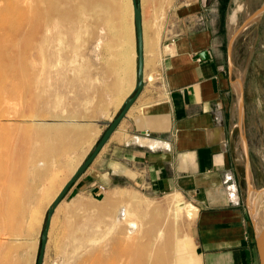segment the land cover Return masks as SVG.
I'll return each instance as SVG.
<instances>
[{
    "label": "crops",
    "instance_id": "obj_1",
    "mask_svg": "<svg viewBox=\"0 0 264 264\" xmlns=\"http://www.w3.org/2000/svg\"><path fill=\"white\" fill-rule=\"evenodd\" d=\"M259 1L138 0L142 90L66 195H94L123 183L155 195L179 192L198 211L191 232L200 264H259L245 203L232 202L224 182L226 176L239 175L234 148L237 102L228 40L234 27L252 18L264 2ZM155 20L160 22L158 31ZM123 34L120 43L128 60L121 63L122 48L109 46L106 65L97 72L101 84L105 81V92L97 89L95 95L92 87L88 96L76 74L65 75V88L74 89L70 97L74 113L83 116L77 120L95 127V141L135 86L134 25L123 28ZM203 50L205 59L198 57ZM63 81L62 73V98ZM88 98L91 104L86 109ZM250 178L254 185L252 172Z\"/></svg>",
    "mask_w": 264,
    "mask_h": 264
},
{
    "label": "rangeland",
    "instance_id": "obj_2",
    "mask_svg": "<svg viewBox=\"0 0 264 264\" xmlns=\"http://www.w3.org/2000/svg\"><path fill=\"white\" fill-rule=\"evenodd\" d=\"M124 2L127 3L125 10L127 26L132 27L133 18L130 15V2L129 0H124ZM261 12H264V2L252 14L251 20L247 18V22L246 19L234 27V32L229 35L228 40V44L231 41L230 52H228V67L237 96V127L234 132V148L239 175L232 179L237 189V199L245 203L246 216L252 233L253 227L256 228L251 212L252 194L259 193L264 186V14L261 16ZM242 27L247 28L242 31ZM83 28L80 29L77 26L73 16L64 17V52L65 41H67L70 59L68 58L66 63L65 53H63V98L59 81L60 104L58 107L51 105L45 116L42 119H39L41 117L37 119L44 123L60 122L66 129L86 128L88 133L83 137L63 139L64 149L61 153V160L64 162V166L58 169L57 162L50 160V171L41 177H37L38 179H31L28 176L31 181L29 185L23 184L25 176L22 170L25 153L29 145L22 140L20 135L22 126L34 124L35 118H30L29 121L21 120L18 114L28 113V109L23 111L22 108L24 107L18 106L16 100L9 93H6L0 84V264H36L39 236L49 202L60 184L70 177L98 140L95 141L97 130L94 126L78 122V117L83 116L74 113L75 106L70 98L74 89L69 88V85L65 88V75L66 73L76 74L80 89H83L88 96L91 94L92 87L95 90V95L97 89L105 92L106 87L103 85L105 81L101 84L97 72L100 71L102 65H106L107 53L112 50L109 49V46L122 48V43L117 42L118 36L122 34L118 28H114L115 30L111 32L102 30L97 26L87 30ZM235 32L236 34H234ZM110 34L114 36L112 37ZM76 35L78 39H76ZM69 45L72 46L71 51H69ZM111 58H113L112 55ZM90 73H95V75L90 76ZM83 77L84 79H82ZM237 86L240 89L241 103H239ZM49 97L52 102L56 99L53 93ZM85 104L87 109L91 104L90 98L85 100ZM82 107L80 104L78 109ZM19 110L20 112H18ZM251 172L253 173L254 185L249 176ZM245 173L250 178V185L245 183ZM119 187L140 197H147L159 205H162L170 194L155 195L142 190L135 184L128 183L120 184ZM111 189H102V192L94 195L71 192L63 197L50 221L42 264H135L137 257L128 256V253L125 250L121 251L123 249L120 248L128 244L125 234L127 224L112 225L104 215L92 213V210L98 207L106 193ZM175 193L184 212L188 213V218L185 216L183 220L187 238L183 246L182 259L185 264H200V257L195 252L191 232L192 223L198 212L197 208L181 193ZM78 200L81 201L80 205L74 206ZM117 203L114 202V204ZM10 204L23 207L25 211L20 213L17 210L11 216L4 211L6 206ZM78 208L80 212L76 210ZM149 220L150 218H142V221L145 222L143 232L144 228L148 227ZM27 223H30L28 229H26ZM77 230L78 232H75ZM106 235L109 236L106 238ZM143 235L139 233L137 235L139 238H135L134 242L150 243L151 241ZM81 236H83L82 239ZM85 236L88 237L85 238ZM114 240L119 241L118 248L121 250L118 252L114 250L115 245H117ZM78 245H80V249ZM138 258L143 261L142 264H149L151 260L145 255Z\"/></svg>",
    "mask_w": 264,
    "mask_h": 264
},
{
    "label": "bare ground",
    "instance_id": "obj_3",
    "mask_svg": "<svg viewBox=\"0 0 264 264\" xmlns=\"http://www.w3.org/2000/svg\"><path fill=\"white\" fill-rule=\"evenodd\" d=\"M129 2L132 18L131 0ZM126 4L124 0H0L1 88L16 100L18 106L24 107L22 108L23 111L28 109V113L18 114L21 120L29 121L30 118H35L34 124L22 126L20 135L22 140L29 145L22 164L25 176L23 184L29 185V182H31L28 176L31 179H36L49 172L50 160L57 162L58 169L63 167L64 162L61 160V153L64 149L63 139L77 138L88 133L86 128L66 129L60 122L44 123L37 119L39 117H41L39 119H42L51 105L58 107L60 104L59 81L64 68L62 56L64 50V17L73 16L80 29L84 27L83 29L87 30L97 26L102 30L111 32L115 30L114 28H118L122 35L118 36L117 42H123V28L128 27L125 16ZM65 5H67L66 8ZM154 17L156 16L154 15ZM159 23L155 20L154 26L157 31L160 27ZM110 36L112 35L110 34ZM123 49L119 51L121 63L126 62L129 57V55L126 56L123 53ZM52 93L56 96L53 102L49 97ZM238 93L239 103H241L240 91ZM15 114L17 115V113ZM72 144L74 145V143ZM65 181L60 184L50 202ZM80 202L78 200L74 206L80 205ZM114 202L118 203L114 204ZM14 205L10 204L6 206L7 208L4 207V211L11 216L17 210L20 213L25 211L23 207ZM76 210L80 212L79 208ZM251 210L256 225L260 227L264 221V190L252 194ZM92 213L104 215L112 225L127 224L125 234L128 244L120 247L123 249L120 250H125L130 257H137L135 264L143 263L138 258L143 255L151 258L149 264H185L182 257L187 234L183 220L185 216L188 218V213L184 212L175 192L170 193L162 205H159L153 203L147 197H140L127 190L114 188L106 193L98 207L92 210ZM144 217L150 218V220L148 221V227L144 228L143 232L145 222L142 221V218ZM29 224L27 223L26 229L30 228ZM75 232H78V230ZM139 233L144 234L143 236H146V239L151 242H134L135 238H139L137 236ZM103 236L105 238V235ZM107 236L109 235H106V238ZM82 238L83 236H81ZM104 238L102 239L104 240ZM73 242L72 244H74ZM85 243L87 244V242ZM115 243L117 245H115L114 250L118 252L119 241H115ZM88 245L90 244L88 243ZM78 247L80 249V245ZM79 249L77 248V250Z\"/></svg>",
    "mask_w": 264,
    "mask_h": 264
},
{
    "label": "water",
    "instance_id": "obj_4",
    "mask_svg": "<svg viewBox=\"0 0 264 264\" xmlns=\"http://www.w3.org/2000/svg\"><path fill=\"white\" fill-rule=\"evenodd\" d=\"M131 4H132V18H133V25H134V32H135V45H136L135 86L132 90V93L124 100L116 116L113 117L107 123L106 128L101 133L100 137L96 141L95 145L93 146L89 154L81 162V164L77 166V168L73 171L70 177L65 181L61 189L58 191V193L55 195L53 200L48 205L45 219H44V224L40 232V236H39V245H38V251H37V256H36V264H42L44 249H45L47 238H48L50 221H51L52 215L57 205L66 195L69 186L75 182L77 176L80 175L86 169V167L92 162V160L95 158V156L100 151V149L106 142L111 132L116 128L121 118L124 116L128 108L131 106V104L134 102V100L137 98L140 91L142 90V87H143V39H142V26H141V12H140V5H139L138 0H131ZM247 21L248 19L246 20V22ZM236 32L234 34H236ZM230 44H231V41L228 44V52H230ZM198 57L205 59L207 57L206 51L205 50L201 51L198 54ZM248 174H249V171H248ZM246 179H247L248 185H250L249 183L250 178L248 175L246 176ZM261 190H264V186L261 188ZM253 233H254V242H255V246H256V250L258 254L259 264H264V221L260 227H258L257 225H256V228L253 227Z\"/></svg>",
    "mask_w": 264,
    "mask_h": 264
},
{
    "label": "built area",
    "instance_id": "obj_5",
    "mask_svg": "<svg viewBox=\"0 0 264 264\" xmlns=\"http://www.w3.org/2000/svg\"><path fill=\"white\" fill-rule=\"evenodd\" d=\"M225 182V187L227 190V194H228V198L233 202V201H237V189L235 186V182L232 179L231 176H226L224 179Z\"/></svg>",
    "mask_w": 264,
    "mask_h": 264
}]
</instances>
